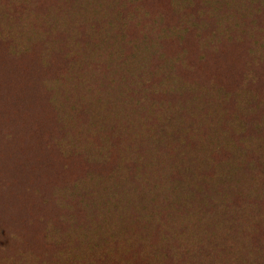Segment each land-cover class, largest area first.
I'll return each mask as SVG.
<instances>
[{
	"label": "trees",
	"instance_id": "1",
	"mask_svg": "<svg viewBox=\"0 0 264 264\" xmlns=\"http://www.w3.org/2000/svg\"><path fill=\"white\" fill-rule=\"evenodd\" d=\"M0 264H264V0H0Z\"/></svg>",
	"mask_w": 264,
	"mask_h": 264
}]
</instances>
